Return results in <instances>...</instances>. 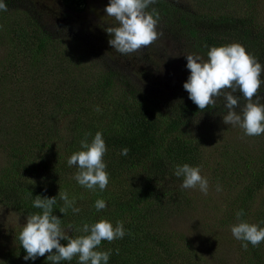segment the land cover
Segmentation results:
<instances>
[{
  "label": "rangeland",
  "instance_id": "374dc122",
  "mask_svg": "<svg viewBox=\"0 0 264 264\" xmlns=\"http://www.w3.org/2000/svg\"><path fill=\"white\" fill-rule=\"evenodd\" d=\"M166 1L192 14L229 17L242 23L251 34H257L264 29V0ZM4 3L8 10L4 11L5 18L0 26V61L11 58L12 47L16 43V35L6 30H25L21 37L24 41L22 49L30 40L29 34L35 30L47 34L55 43L54 47H49L51 60L37 62L34 66L24 63L18 65L17 72L9 69L13 73L12 76L1 75L7 63H0V174L7 172V167L11 164L2 143H7V138L4 140L5 124H12L14 116L11 113L19 107L16 106L15 99L25 103L38 101L36 98L42 102L48 100L44 107L32 113L26 112V115L39 117L46 123V129L50 133L47 145L61 150L60 161L56 163V158L48 155H43L42 158L33 152L23 162L26 170L19 181H29L34 189L42 190L45 197H58L61 189L68 193L70 199L76 198L75 207L80 209L79 213H73L71 208L66 214L60 212L63 201L59 198L53 206V215L62 220V227L72 237L77 233L75 229L90 219V214L98 221L108 220L115 227L122 215L116 208L109 207L108 196L124 190L129 184V178L136 177L135 172H142L145 168H128L121 177L112 182L113 175L117 174L113 168L116 162L110 155L111 150L107 148L103 160L107 165L109 183L112 184H108L103 191L98 187L92 191L77 183L73 177L78 168L69 167L67 160L74 152L83 150L81 141L86 139L85 136L89 135L92 141L95 134L100 132V122L106 123V127L116 125L114 121L121 115L117 102L122 96L133 99L138 92L139 97L142 94L146 101L151 102L158 114H168L171 108H177L182 103L196 105L189 99V93L183 87L186 82L183 79L189 77L187 72L184 71L179 79L170 80L165 77L170 69L168 66H173L172 71L176 73L173 68H178L179 64L184 66L183 62H187L184 52L179 49L181 42L171 36L162 25H157L158 38L149 47L130 55L117 52L109 45L110 36L105 31L108 26L117 24L114 18L108 17L105 12L110 0H87L89 10L81 14L66 9L60 0H4ZM170 60L172 63L167 65ZM66 66L69 67L68 71L60 74V70ZM112 73L115 75L104 92L101 86H98L97 80ZM21 76L25 79L21 80ZM29 76L38 80H32ZM74 81L80 89V97H86L81 99V104L94 115L81 112L74 116H62L54 108L51 93L46 92L49 93L51 89H54L55 93L63 92L68 82ZM11 92L20 96L11 95ZM10 96L13 98L10 99ZM7 110L11 111L6 117ZM226 111L218 101L215 108L209 107L203 112L189 116L187 124L177 132L181 138L189 135L200 145L197 151L198 163L190 166L200 167L201 175L207 178V195L198 188H180L182 178L174 175L178 165L175 161L159 158L152 165L146 162L147 168L156 172L148 178L143 192L152 194L153 198L160 195L168 200L165 206L164 202L160 201L154 207L167 208L165 223H162L163 229L188 237L193 248L192 252L185 250L176 264H256L250 257L252 254L249 248L253 246L249 243L248 248L244 249L243 242L233 237L231 226L239 222L236 213L243 209L242 220L264 227V191L262 192L261 187L254 195L250 194L245 191L247 182H237L234 176L229 181L223 179L221 168L224 165L222 157L231 152L232 157L235 156L238 161L240 156L246 160L254 159L259 172L262 173L264 134L247 136L239 126L224 124L221 115L226 114ZM74 112H78V109ZM39 158L44 161L42 166L38 165ZM237 168L241 169V164H238ZM218 185L221 191L216 190ZM23 198L20 202L12 204L0 200V264H10L16 260V237L26 223L27 215L41 211L33 207L34 194ZM97 199L106 202L105 210H96ZM69 225L72 227L69 228ZM138 228L137 225L134 227ZM149 232V229L138 232L137 238L141 239ZM171 237L170 240L174 236ZM175 237L178 240V236ZM129 250L134 252L132 244H129ZM135 250L139 255L138 248ZM143 256L144 251L140 249L141 260L138 264H147ZM260 259L262 261V255ZM151 263L159 264V260L153 259Z\"/></svg>",
  "mask_w": 264,
  "mask_h": 264
},
{
  "label": "trees",
  "instance_id": "16d2710c",
  "mask_svg": "<svg viewBox=\"0 0 264 264\" xmlns=\"http://www.w3.org/2000/svg\"><path fill=\"white\" fill-rule=\"evenodd\" d=\"M60 1L66 9L79 14L89 10L87 0ZM153 9L159 14L157 25H162L171 36L181 42L179 49L185 55H198L203 60H207V53L211 47L239 43L264 66V29L257 34H251L239 21L225 16L213 17L192 14L168 3L166 0H156L154 4L149 6L147 11L151 12ZM3 12H0V26H2L5 18V12ZM6 31L16 35V43L13 44L11 58L0 61V63H7L4 65L5 71H2L1 75L12 76L11 70L17 72V66L23 65V63L34 66L37 62L51 60L49 47H54L55 42L47 34L40 30L33 31L29 34L30 40L27 46L22 49L24 41L21 40V37L25 30ZM171 63L170 60L167 65ZM183 64L184 66L179 64L178 68H173L176 73L172 71L173 66H168L170 69L165 74V77L170 80L179 79V76L183 75L184 71L190 76V70L186 67L187 62L184 61ZM67 69H69L68 66L63 67L60 70V74L66 73ZM57 72L59 71L57 70ZM114 75L115 73H112L108 77L98 78L97 84L101 86V90L105 92L106 87L111 84L110 80H112ZM48 76L50 77L51 75ZM30 78L38 80V78ZM22 79H25V77L21 76ZM261 79L264 80V72H262ZM183 80L187 81V79ZM46 93H51L54 108L62 116H74L81 112L94 115L93 112L81 104V99L86 97L85 95L80 97V89L75 81L68 82L63 92L55 93L54 89H51L49 93ZM261 94H264V85L261 87ZM11 95L18 96L19 94L11 92ZM12 98L10 96V99ZM144 98L145 96L142 94L139 97L138 92H136V97L133 99L128 96H122L121 100L117 102L121 115L114 121L116 125L106 127V123L102 121L98 126V130H100L105 140L106 147L112 152L110 155L115 158L116 164L113 165V168L116 169L117 174L113 175L112 178L114 180L112 182L121 177L128 168L133 170L138 167L145 168L144 171L141 170L142 172H135L136 177L129 178V184L124 190L119 193L113 192L108 196L110 198L108 201L109 207L120 211L122 217L119 221L123 222L126 231L123 239H116L113 242L102 241L101 245L96 249L98 251L112 250L108 264H138L141 260V257H139L140 249L144 251L143 259L147 261V264L149 262L152 264L151 260L153 259H158L159 264H176L177 259L184 255L185 250L193 251L188 237L172 230L165 231L163 229L162 223H165L164 217L167 216V208L154 209V207L160 201L164 202L163 205L165 206V202L168 200H165V197L160 195H156L153 198L152 194L143 191L147 185L148 178L156 172L151 171L149 167V169L147 168V161L150 162V165L155 164L159 158L170 159L180 166L198 163L199 155L197 151L200 147L199 143L189 135L181 138L177 132L187 124L189 116L198 114L200 109L197 105L182 103L177 108H171L168 114L158 115L151 102L146 101ZM36 99L38 101L32 100L30 103L15 99L16 106L19 107L15 109L14 113H11L14 116L12 124L8 126L5 124L4 128V140L7 138V143L3 142L2 144L7 157L11 160V164L7 167V172L0 174L2 175L0 176V200L7 201L10 204L20 202L22 197L25 198L26 195L34 194V197L37 195L45 197L42 194V190L34 189L29 181H19L26 170L23 162L31 153L36 152L42 158H44L43 155L56 158L58 160L55 161L56 163L60 161L61 150L56 149L53 145H47L50 133L46 129V123L40 120L39 117L35 116L34 118V116L28 117L26 115V112L32 113L38 108L44 107V103H48V100L42 102L38 98ZM77 109L78 112H74ZM10 111H6V117ZM23 112L24 114L22 115ZM85 137L91 143L89 135ZM124 148L129 149L127 155L121 154ZM144 161L145 163H143ZM222 161L224 162L221 168L223 179L225 178L229 181L234 176L237 182L244 180L247 182L245 191H249L252 195L261 187L262 192L264 191L263 164L262 173H260L254 159L246 160L243 156H240L238 161L235 156L232 157L231 152L225 153ZM43 164L44 161L39 158L38 165L42 166ZM238 164H241V169L237 168ZM119 172L120 174H118ZM112 182L109 184H112ZM241 194L244 195L245 193L241 192ZM262 196L264 197V194ZM147 200L149 201L146 202ZM89 217L90 219L88 218L84 221L80 228L84 223L92 224L98 222L97 218L92 214ZM136 225L139 227L138 229H134ZM146 229H149L150 232L146 233L141 239L137 238L138 232L146 231ZM79 235H84V233L77 231L73 237ZM171 236H174L172 240H170ZM175 236H178V240ZM16 243L14 250L16 260H13L10 264H52L51 261L47 260V253L44 257H38L34 261L24 260V256L27 253L20 246L18 239H16ZM61 243L66 244L67 241L62 240ZM129 244L134 247V252H130ZM136 248H138L139 255L136 253ZM117 249H119L118 254L116 252ZM249 251L252 254L250 255L252 257L251 261L256 262V264H264V242H261L258 247H250ZM261 255L262 261L260 259ZM60 264H79L78 256L74 257L72 261H61Z\"/></svg>",
  "mask_w": 264,
  "mask_h": 264
},
{
  "label": "clouds",
  "instance_id": "9594fccd",
  "mask_svg": "<svg viewBox=\"0 0 264 264\" xmlns=\"http://www.w3.org/2000/svg\"><path fill=\"white\" fill-rule=\"evenodd\" d=\"M155 2L156 0H110L105 12L117 24L108 26L105 31L110 36L108 42L113 49L123 55H130L149 47L157 40L159 14L155 9L147 11ZM7 10L4 0H0V11ZM185 57L190 76L183 87L200 112L209 107L215 108L220 101L227 110L226 114L221 115L224 124L239 126L247 136L264 134V96L260 95L264 85V80L261 79L264 66L258 60L239 43L211 47L207 60L192 54ZM81 148L83 150L74 152L67 160L69 167L78 168L73 178L86 189L95 191L98 187L101 191L105 190L109 184V174L103 160L107 147L102 133L97 132L91 143L87 139L82 140ZM128 152L129 149L124 148L121 154L127 155ZM174 175L182 178L181 189L198 188L204 195L208 194L209 182L201 175L200 167L177 165ZM216 190L222 189L218 185ZM58 198L63 201L60 212L66 214L71 208L73 213H79L80 209L75 207L76 198L70 199L64 190L60 189L58 197L37 195L33 200V207L41 211L27 215L26 223L16 237L27 253L24 260L34 261L47 253V260L52 264L72 261L77 256L79 264H108L112 250L96 249L102 241L123 239L126 235L123 222L118 221L115 227L105 219L92 224L84 223L81 228L75 229L84 235L72 237L62 227V220L53 215V206ZM95 208L97 211L105 210L107 204L103 199H97ZM243 215V209L236 213L239 222L231 226V233L235 239L243 242L244 249L248 248L249 243L258 247L264 242V227L242 220ZM62 240L67 243L62 244ZM116 252L118 254L119 249Z\"/></svg>",
  "mask_w": 264,
  "mask_h": 264
}]
</instances>
